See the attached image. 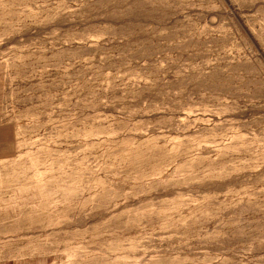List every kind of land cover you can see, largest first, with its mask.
Masks as SVG:
<instances>
[{
    "label": "rangeland",
    "instance_id": "rangeland-1",
    "mask_svg": "<svg viewBox=\"0 0 264 264\" xmlns=\"http://www.w3.org/2000/svg\"><path fill=\"white\" fill-rule=\"evenodd\" d=\"M0 264H264V0H0Z\"/></svg>",
    "mask_w": 264,
    "mask_h": 264
}]
</instances>
